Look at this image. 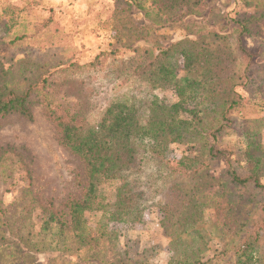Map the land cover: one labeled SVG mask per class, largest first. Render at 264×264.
I'll return each mask as SVG.
<instances>
[{
    "label": "trees",
    "instance_id": "1",
    "mask_svg": "<svg viewBox=\"0 0 264 264\" xmlns=\"http://www.w3.org/2000/svg\"><path fill=\"white\" fill-rule=\"evenodd\" d=\"M133 1L136 8H142L140 0ZM197 3L198 0H151V11L142 10V13L144 17L153 12L163 15L165 20L154 21L157 26H163L164 22L194 15ZM13 19L14 16L6 20L4 26ZM251 20L231 21L238 35L232 48L209 51L201 44V38H185L167 47L136 51L138 54L132 62L136 61L133 75L138 81L133 84L144 83L147 93L142 96L133 92L121 100L105 102L96 121L77 119L65 110L45 106L57 143L80 165L72 177L75 190L55 205L53 200L30 188L32 199L18 219L11 224L4 217L0 223L4 234L11 236L9 240L0 237V264H35L32 253L46 252L43 241L35 245L31 237L33 212L40 216L41 231H55L53 249L63 259L65 256L81 263L126 264L123 260L106 261L118 237L110 226L140 223L146 202L161 196L167 185H170V198L156 206L161 223L164 229L177 233L176 236L188 232L186 238L190 243L183 246L182 237H170L177 247L168 264H254L256 244L264 234L261 182L264 147L256 139L258 131L250 129L243 119V112L254 105L262 106L264 91L262 80L257 77L259 58L241 42V38L250 35ZM146 29V25L140 27L137 34ZM136 38L145 39L147 35ZM23 39L25 35L17 36L11 44ZM177 57L182 59L187 74L198 72L201 76L178 79L172 62ZM17 65H22V69L17 77L19 85H14L15 76L10 81V70L0 61V118L17 114L31 119L30 109L42 104L49 77L29 59H21ZM72 67L75 65L55 73ZM165 85L173 87L177 99L173 104H166L153 94L156 86ZM216 87L225 99L215 112L217 124L207 131V137H201L200 156L185 157L178 162L166 160L169 144L189 142L200 136L199 101L205 94H214ZM232 135H235L234 144L225 145L224 139ZM219 164L222 165L220 176L209 177L211 169ZM131 176L138 182H130ZM136 185L141 187L143 195L134 191ZM213 187L217 189L211 192ZM222 199L224 204L217 205ZM211 200L222 208V227L231 237L226 249L204 261L200 254L206 242L197 226L204 223V207ZM2 214L6 212L0 208V217ZM87 214L98 215L93 227L89 226Z\"/></svg>",
    "mask_w": 264,
    "mask_h": 264
},
{
    "label": "rangeland",
    "instance_id": "2",
    "mask_svg": "<svg viewBox=\"0 0 264 264\" xmlns=\"http://www.w3.org/2000/svg\"><path fill=\"white\" fill-rule=\"evenodd\" d=\"M140 1L141 9L135 7L133 0H0V61L10 70L9 80L15 76L13 83L19 85L17 77L22 65H17V62L21 59L40 65L41 71L49 77L42 104L30 109L31 119L17 114L0 118V208L6 212L0 217V223L4 217L11 224L18 219L32 199L30 188L45 199L53 200L55 205L74 192L72 177L80 165L57 143L54 126L45 115V106L65 110L77 119L96 121L105 102L121 100V97H129L133 92L144 96L147 93L144 83L133 84L138 79L133 75L136 61L132 62V59L138 50L167 47L185 38H201V44L209 51L223 50L228 46L232 48L238 35L231 21L252 19L248 24L250 35L241 38V42L259 58L257 77L262 80L264 91V0H198L194 15L164 22L163 26L154 24L159 19L165 20L163 15L153 12L144 17L142 13V10L150 8L151 0ZM12 16V22L4 26ZM145 25L148 29L137 34V29ZM20 35H25V39L11 44ZM137 35H147V38L139 39ZM172 62L178 71V79L196 77L198 72L187 74L183 70L180 57ZM58 63L62 65L50 68ZM70 64L75 67L55 73ZM200 76L199 79H202ZM154 89L153 94L166 104L177 101L171 85L156 86ZM215 89L214 94H205L199 101L200 136L189 142L169 144L164 156L166 160L178 162L185 157L200 156L201 137H207V131L217 124L215 112L219 111L225 99L221 89ZM243 119L250 129L258 131L256 139L264 147V104L244 111ZM223 142L232 146L235 135L227 136ZM221 171L222 165H216L209 172V177L217 179ZM129 180L138 182L134 176ZM261 182L264 184V176ZM169 188L170 185H167L161 196L146 202L147 209L140 223H114L110 226L118 237L106 261L168 264L177 247L176 241L170 237H182L183 246L190 244L186 238L189 237L188 232L176 236L177 233L164 229L161 223L156 206L170 198ZM216 189L213 187L211 192ZM134 191L143 195L139 185ZM224 202L225 199H222L217 205ZM221 211L222 208L216 207L211 200L204 207V223L197 226L206 242L200 254L204 261L226 249L231 237L222 227ZM97 218L96 214L86 215L92 227ZM40 220L38 212L31 214L33 243L38 245L43 241L46 250L45 253H32L35 264H91L66 259L64 255L63 259L62 254L53 249L55 231H41ZM0 237L9 240L11 236L5 235L0 228ZM39 247H42L41 244ZM256 249L254 264H264V234L260 236Z\"/></svg>",
    "mask_w": 264,
    "mask_h": 264
}]
</instances>
